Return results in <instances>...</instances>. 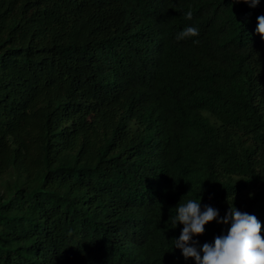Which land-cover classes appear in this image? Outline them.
Returning a JSON list of instances; mask_svg holds the SVG:
<instances>
[{
	"label": "trees",
	"instance_id": "obj_1",
	"mask_svg": "<svg viewBox=\"0 0 264 264\" xmlns=\"http://www.w3.org/2000/svg\"><path fill=\"white\" fill-rule=\"evenodd\" d=\"M260 15L264 0H0V264H195L170 219L189 199L264 224Z\"/></svg>",
	"mask_w": 264,
	"mask_h": 264
},
{
	"label": "clouds",
	"instance_id": "obj_2",
	"mask_svg": "<svg viewBox=\"0 0 264 264\" xmlns=\"http://www.w3.org/2000/svg\"><path fill=\"white\" fill-rule=\"evenodd\" d=\"M253 6L260 0H245ZM193 13L189 10L185 18L191 20ZM256 32L264 38V15L258 17ZM199 35L195 26H187L180 31L176 39L185 40ZM177 215L170 216L174 227L182 224L183 228L178 238H175V248L182 250L185 259L194 258L195 264H264V224L257 216L230 207L223 218H219V210L205 205L201 201L189 199L179 203ZM229 225L226 234L217 235L214 243H204L202 247L193 241L194 236L205 233L206 225L210 222Z\"/></svg>",
	"mask_w": 264,
	"mask_h": 264
}]
</instances>
